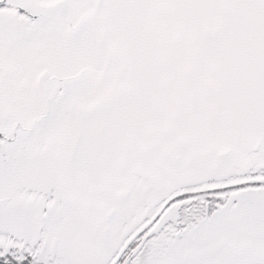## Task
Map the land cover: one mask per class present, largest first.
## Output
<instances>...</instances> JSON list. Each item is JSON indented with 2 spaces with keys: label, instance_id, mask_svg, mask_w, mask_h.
Returning <instances> with one entry per match:
<instances>
[{
  "label": "snow or ice",
  "instance_id": "snow-or-ice-1",
  "mask_svg": "<svg viewBox=\"0 0 264 264\" xmlns=\"http://www.w3.org/2000/svg\"><path fill=\"white\" fill-rule=\"evenodd\" d=\"M0 264H264V0H0Z\"/></svg>",
  "mask_w": 264,
  "mask_h": 264
}]
</instances>
